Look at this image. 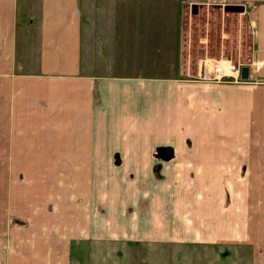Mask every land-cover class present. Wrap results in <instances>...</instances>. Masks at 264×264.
I'll return each instance as SVG.
<instances>
[{
	"label": "crops",
	"instance_id": "obj_1",
	"mask_svg": "<svg viewBox=\"0 0 264 264\" xmlns=\"http://www.w3.org/2000/svg\"><path fill=\"white\" fill-rule=\"evenodd\" d=\"M217 1L249 24L243 81L186 77L177 6L172 34L151 1L0 0V264H71L73 244L135 236L167 209L193 235L213 221L215 254L264 264V0ZM164 47L169 71L151 64Z\"/></svg>",
	"mask_w": 264,
	"mask_h": 264
},
{
	"label": "rangeland",
	"instance_id": "obj_2",
	"mask_svg": "<svg viewBox=\"0 0 264 264\" xmlns=\"http://www.w3.org/2000/svg\"><path fill=\"white\" fill-rule=\"evenodd\" d=\"M144 1H151L152 4L158 6H169L171 14L164 15L167 18L164 23L169 27L167 33L169 29L172 34L174 33L176 6L179 10L182 9L180 12L183 27L182 59L187 73L186 77L189 80L201 81L205 76L216 77L215 66L221 60V64L227 65L229 63L245 64L250 59L251 31L241 11H226L224 5L222 6L225 3L217 0L200 1L202 4H198L196 13L192 12L193 2L181 5L177 4V0H142L141 3ZM96 2L97 0H87L86 7L92 9L96 6ZM90 18H93L92 14H90ZM108 35L110 36V34ZM108 38L105 39V42L108 41ZM95 39L97 40V37ZM98 40L103 41L104 39ZM161 44L160 40L158 45ZM105 47L107 46L105 45ZM169 50L170 47L167 51L165 47L163 51L155 49L154 56L151 57L154 60H151V64L155 67L161 65L163 70L168 68L169 71L172 66ZM123 64L131 70V66L142 69L141 66H146L147 63L142 60L118 61L115 64L108 61L101 62L98 68L112 70L110 66L115 65L113 70L119 71L117 68H122ZM224 79H230V76L224 77ZM237 182L240 184L241 179H238ZM144 209H148V205L145 204ZM170 213L171 211L168 209L162 212L161 220L164 222L158 224L153 221L148 210L147 213L136 218L140 227L135 236L110 238L105 233V237L93 236L97 240L92 237L87 242L73 244L71 264H234L232 257L236 258V255H230L225 251L215 254L216 250L221 251L223 247H216L218 243L212 238L213 232L217 230V225L213 221L197 223L205 233L199 231L204 235L198 233L193 235L191 228L194 222H185L178 215L179 213ZM143 221H147V223ZM107 224L109 228L114 227L113 223ZM126 224L135 225L133 226L135 228L137 223L125 222L122 227ZM160 228L167 230L166 234L171 237L180 236L167 240L149 238L151 233L154 236L161 234L158 232ZM75 248L77 249L75 250Z\"/></svg>",
	"mask_w": 264,
	"mask_h": 264
},
{
	"label": "water",
	"instance_id": "obj_3",
	"mask_svg": "<svg viewBox=\"0 0 264 264\" xmlns=\"http://www.w3.org/2000/svg\"><path fill=\"white\" fill-rule=\"evenodd\" d=\"M192 7V12L196 13L197 9L199 7V5L197 3H193L191 5ZM224 9L226 11H243V6L242 5H238V4H226L224 5ZM248 71H249V67L246 65L241 66L240 68V77L244 80L248 78ZM173 147L172 146H167V145H162V146H158L155 149V156L159 159H163V160H170L173 157Z\"/></svg>",
	"mask_w": 264,
	"mask_h": 264
},
{
	"label": "built area",
	"instance_id": "obj_4",
	"mask_svg": "<svg viewBox=\"0 0 264 264\" xmlns=\"http://www.w3.org/2000/svg\"><path fill=\"white\" fill-rule=\"evenodd\" d=\"M222 60L218 63V65H216V71H217V75L216 77H211V76H205L203 77V79L205 81H221V80H226L224 79V77H229L230 76V81L231 82H239V81H243L240 77V68L242 65H244L243 63L241 64H235V63H229L227 65H223L221 64Z\"/></svg>",
	"mask_w": 264,
	"mask_h": 264
},
{
	"label": "bare ground",
	"instance_id": "obj_5",
	"mask_svg": "<svg viewBox=\"0 0 264 264\" xmlns=\"http://www.w3.org/2000/svg\"><path fill=\"white\" fill-rule=\"evenodd\" d=\"M101 220V219H100ZM108 225V224H107Z\"/></svg>",
	"mask_w": 264,
	"mask_h": 264
}]
</instances>
